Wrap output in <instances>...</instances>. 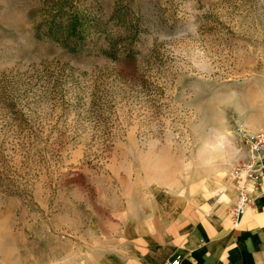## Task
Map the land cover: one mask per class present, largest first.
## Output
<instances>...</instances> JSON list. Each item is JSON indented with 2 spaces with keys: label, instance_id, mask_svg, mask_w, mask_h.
I'll list each match as a JSON object with an SVG mask.
<instances>
[{
  "label": "rangeland",
  "instance_id": "obj_1",
  "mask_svg": "<svg viewBox=\"0 0 264 264\" xmlns=\"http://www.w3.org/2000/svg\"><path fill=\"white\" fill-rule=\"evenodd\" d=\"M39 2L0 0V264H117L264 128V0H80L73 47Z\"/></svg>",
  "mask_w": 264,
  "mask_h": 264
},
{
  "label": "crops",
  "instance_id": "obj_2",
  "mask_svg": "<svg viewBox=\"0 0 264 264\" xmlns=\"http://www.w3.org/2000/svg\"><path fill=\"white\" fill-rule=\"evenodd\" d=\"M225 188L223 201L207 202L208 210L205 203L189 205L166 220L159 218L154 229L143 225V232L127 236L116 256L123 261L117 264H164L176 256L181 264H264V200L258 199L235 227L228 213L235 193L228 180Z\"/></svg>",
  "mask_w": 264,
  "mask_h": 264
},
{
  "label": "built area",
  "instance_id": "obj_3",
  "mask_svg": "<svg viewBox=\"0 0 264 264\" xmlns=\"http://www.w3.org/2000/svg\"><path fill=\"white\" fill-rule=\"evenodd\" d=\"M244 155L228 176V183L235 193V201L228 208L233 225H239L241 217L256 203L264 200V128L252 130L244 125L238 127ZM223 191L217 201L222 202ZM164 264H181V256Z\"/></svg>",
  "mask_w": 264,
  "mask_h": 264
},
{
  "label": "trees",
  "instance_id": "obj_4",
  "mask_svg": "<svg viewBox=\"0 0 264 264\" xmlns=\"http://www.w3.org/2000/svg\"><path fill=\"white\" fill-rule=\"evenodd\" d=\"M79 1L40 0L31 12V16L37 19V36L48 37L69 47L82 42L89 26V16Z\"/></svg>",
  "mask_w": 264,
  "mask_h": 264
}]
</instances>
